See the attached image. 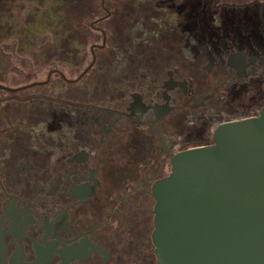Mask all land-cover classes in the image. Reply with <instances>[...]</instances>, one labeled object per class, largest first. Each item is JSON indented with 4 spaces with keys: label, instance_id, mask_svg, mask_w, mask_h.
<instances>
[{
    "label": "flooded vegetation",
    "instance_id": "obj_1",
    "mask_svg": "<svg viewBox=\"0 0 264 264\" xmlns=\"http://www.w3.org/2000/svg\"><path fill=\"white\" fill-rule=\"evenodd\" d=\"M264 108V0H0V264H158L155 186Z\"/></svg>",
    "mask_w": 264,
    "mask_h": 264
},
{
    "label": "water",
    "instance_id": "obj_2",
    "mask_svg": "<svg viewBox=\"0 0 264 264\" xmlns=\"http://www.w3.org/2000/svg\"><path fill=\"white\" fill-rule=\"evenodd\" d=\"M155 198L158 264H264V108L177 154Z\"/></svg>",
    "mask_w": 264,
    "mask_h": 264
}]
</instances>
